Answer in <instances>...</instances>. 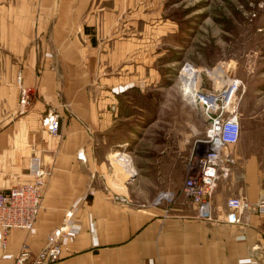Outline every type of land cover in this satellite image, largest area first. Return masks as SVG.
<instances>
[{
	"label": "crops",
	"instance_id": "obj_1",
	"mask_svg": "<svg viewBox=\"0 0 264 264\" xmlns=\"http://www.w3.org/2000/svg\"><path fill=\"white\" fill-rule=\"evenodd\" d=\"M156 2L0 0V61L9 63L10 78L18 71L17 90H32L26 107L0 117V190L28 181L34 156L50 172L32 227L0 234V264H12L22 244L35 254L62 226L52 264H264V214L234 213L229 222L225 204L229 197L255 201L264 173L237 161L230 147L234 162L215 181L209 219L185 199L139 200L111 185L109 158L134 153L112 149L132 143L123 95L135 85L123 81L124 62L143 57L135 32L147 28ZM49 110L59 114L56 134L40 126Z\"/></svg>",
	"mask_w": 264,
	"mask_h": 264
},
{
	"label": "rangeland",
	"instance_id": "obj_2",
	"mask_svg": "<svg viewBox=\"0 0 264 264\" xmlns=\"http://www.w3.org/2000/svg\"><path fill=\"white\" fill-rule=\"evenodd\" d=\"M146 23L141 34L135 32L145 42L143 57L124 62L123 81L135 85L123 95L129 103L124 131L132 133V143L112 147L134 153L109 158L111 185L122 184L129 197L139 200H184L179 187L185 163L206 126L189 92L220 90L233 80L240 133L230 151L264 173V0H157ZM9 70V63L0 61L1 118L7 108L26 107L32 94L22 86L17 90L19 73L10 78Z\"/></svg>",
	"mask_w": 264,
	"mask_h": 264
},
{
	"label": "built area",
	"instance_id": "obj_3",
	"mask_svg": "<svg viewBox=\"0 0 264 264\" xmlns=\"http://www.w3.org/2000/svg\"><path fill=\"white\" fill-rule=\"evenodd\" d=\"M235 81L227 83L220 90L192 88L189 92L193 102L202 110L206 126L203 136L197 139L187 158L179 193L195 206L196 215L203 219L210 218V197L216 179L227 175L234 162L229 147L237 143L240 133L239 119L232 106L237 88ZM185 85L188 86L187 80ZM52 112L46 111L40 123L48 133L56 134L59 116ZM28 171L31 174L28 183L0 190L1 236L9 228L28 230L34 223L50 172L38 157L30 159ZM225 204L230 210L226 216L229 222L235 221L234 213L249 211L264 214V193L253 202L242 197H229ZM69 215L70 212H67ZM63 231L64 226L52 230L43 247L35 254H30L26 245L22 244L12 264H23L27 260L31 264H52L57 261L61 254L59 240Z\"/></svg>",
	"mask_w": 264,
	"mask_h": 264
},
{
	"label": "bare ground",
	"instance_id": "obj_4",
	"mask_svg": "<svg viewBox=\"0 0 264 264\" xmlns=\"http://www.w3.org/2000/svg\"><path fill=\"white\" fill-rule=\"evenodd\" d=\"M236 82V81H235ZM27 182V181H26ZM38 215V214H37ZM65 227V226H64ZM62 247V246H61ZM63 252V251H62Z\"/></svg>",
	"mask_w": 264,
	"mask_h": 264
}]
</instances>
